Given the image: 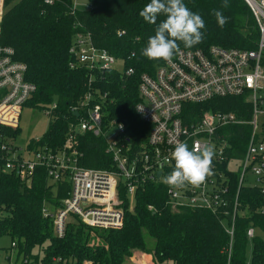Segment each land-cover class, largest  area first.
I'll use <instances>...</instances> for the list:
<instances>
[{"label":"trees","instance_id":"16d2710c","mask_svg":"<svg viewBox=\"0 0 264 264\" xmlns=\"http://www.w3.org/2000/svg\"><path fill=\"white\" fill-rule=\"evenodd\" d=\"M4 0L0 21V45L15 51V60L26 65V80L36 87L24 108L44 112L57 104L47 132L37 141L30 140L26 151H49L53 155L64 150L72 126L79 118L80 108L87 93L94 94L102 104L105 129L111 122L129 127L126 135L135 143L140 133L148 132L135 111L140 97L139 76L153 73L161 60H148L141 55L148 38L154 35L156 25H150L139 12L150 0ZM84 1L87 7L77 9L75 3ZM188 8L199 13L205 21L202 43L182 50H208L211 47L253 51L260 39L257 21L244 0H184ZM213 10H220L228 23L219 27ZM163 15L157 24L164 20ZM119 33H123L121 36ZM79 36L123 59V71L71 69L70 49ZM134 55V56H132ZM134 68L133 77L124 71ZM104 95L106 98L102 99ZM186 119L191 121L206 111L233 112L239 118L250 119L251 106L243 98H217L203 105H187ZM246 113V114H245ZM103 129V130H104ZM2 135L13 144L20 136L16 129L1 127ZM250 129L230 128L225 132L229 145L227 158L231 162L243 160ZM139 135V136H138ZM82 154L79 166L86 169L114 170L110 154L106 153L103 137L92 133L75 137ZM15 146V145H14ZM18 147V146H15ZM230 179L231 197L238 192L239 172L224 164ZM30 182H22L11 173H0V237L7 236L17 252L19 264H125L134 252L151 256L154 264H264V215L258 209L264 205V196L257 188H242L238 201L241 211L248 210L235 223L233 250L226 249L229 237L223 214L209 210L180 207L169 204L163 182L149 183L135 195L130 206L125 186L120 187L124 201V224L116 230H99L78 220L68 225L63 238L55 235L53 224L43 219L46 204L61 206L70 191L69 181L52 182L44 168H37ZM149 206L154 208L149 210ZM253 226L256 235L247 237ZM252 244L250 260L248 246ZM1 254V249H0ZM56 260H59L55 262ZM9 261V259H8Z\"/></svg>","mask_w":264,"mask_h":264},{"label":"built area","instance_id":"2783aa9c","mask_svg":"<svg viewBox=\"0 0 264 264\" xmlns=\"http://www.w3.org/2000/svg\"><path fill=\"white\" fill-rule=\"evenodd\" d=\"M54 0H46L52 4ZM252 11L260 32V39L253 51L211 47L208 50H182L171 62L161 60L153 73L139 76L140 100L135 107L139 120L149 127L140 133L133 143L125 133L124 124L111 122L105 129L102 120V104L94 94L87 93L80 108L75 109L79 121L72 126L64 150L51 152H21L0 132V173H11L22 182H30L37 168H44L52 182L69 181L70 191L60 207L46 204L43 219L53 224L54 233L63 238L69 224L75 220L99 230H116L124 224V201L120 187L125 186L131 208L135 195L149 183L163 182L174 169L172 158L177 142H186L190 149L208 145L214 150L212 169L214 174L200 187L190 184L180 188H167L169 204L173 209L189 207L205 209L224 216L229 245V257L233 250L235 223L248 210L240 209L238 201L242 188H257L264 196V0H244ZM4 12V0H0V21ZM123 33H119L121 36ZM74 58L71 69L123 71L125 62L105 49L95 47L84 36H79L70 49ZM134 56V55H132ZM121 65V66H120ZM27 67L15 60L12 48L0 45V131L1 127L16 129L25 103L36 87L26 80ZM133 77L134 68L124 71ZM104 95L102 99L106 98ZM243 98L250 106V119L238 117L233 112L206 111L191 121L185 106L203 105L217 98ZM57 104L43 112L50 121ZM246 114V113H245ZM250 129L243 160L231 162L225 132L230 128ZM104 129V130H103ZM92 133L103 137L106 153L112 157L114 170L86 169L79 166L82 154L77 149L75 137ZM139 136V135H138ZM37 141L39 139H36ZM239 172L238 192L231 197L230 179L224 164ZM251 181L250 184H246ZM164 183V182H163ZM149 210L154 208L149 206ZM264 215V205L258 209ZM256 230L251 226L247 237L251 240ZM15 248L16 243H11ZM145 260V259H144ZM59 260H56L57 262ZM84 264H91L85 262ZM144 264H154L152 258Z\"/></svg>","mask_w":264,"mask_h":264},{"label":"clouds","instance_id":"9594fccd","mask_svg":"<svg viewBox=\"0 0 264 264\" xmlns=\"http://www.w3.org/2000/svg\"><path fill=\"white\" fill-rule=\"evenodd\" d=\"M223 8H228L224 0ZM218 26L223 28L228 17L220 10H213ZM164 20L157 24L159 16ZM139 16L150 25H156L154 35L148 38L141 55L148 60L171 62L183 48L190 49L203 42L205 36L201 31L205 21L199 13L188 8L184 0H150L139 12ZM214 150L208 145L189 148L186 142H177L172 152L174 169L164 177V184L180 188L185 184L200 187L206 179L214 174L212 161Z\"/></svg>","mask_w":264,"mask_h":264},{"label":"rangeland","instance_id":"374dc122","mask_svg":"<svg viewBox=\"0 0 264 264\" xmlns=\"http://www.w3.org/2000/svg\"><path fill=\"white\" fill-rule=\"evenodd\" d=\"M75 5L77 9H84L87 7L86 2L84 1H77ZM49 123L50 122L48 118L43 114V112L24 108L19 120L21 133L16 141L13 142V145L18 146L21 149V152L24 153L30 140L39 139L47 132ZM250 183L251 181L246 182V184ZM261 237L264 238V233L261 234ZM10 248L11 239L7 236L0 237V264H19L17 263V252L15 251V249L11 250L7 256L6 250ZM252 252L253 246L252 244H250L247 249V256L249 260L252 257ZM146 260L150 261L151 256L146 255L140 251H136L134 252L133 256L126 261L125 264H144Z\"/></svg>","mask_w":264,"mask_h":264},{"label":"water","instance_id":"95a60500","mask_svg":"<svg viewBox=\"0 0 264 264\" xmlns=\"http://www.w3.org/2000/svg\"><path fill=\"white\" fill-rule=\"evenodd\" d=\"M79 114H77L76 116H78Z\"/></svg>","mask_w":264,"mask_h":264}]
</instances>
